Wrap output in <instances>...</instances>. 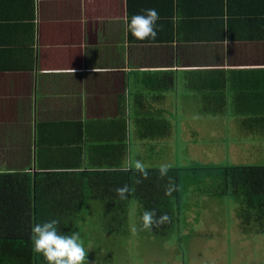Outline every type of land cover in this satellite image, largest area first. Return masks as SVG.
<instances>
[{
	"label": "crops",
	"instance_id": "1",
	"mask_svg": "<svg viewBox=\"0 0 264 264\" xmlns=\"http://www.w3.org/2000/svg\"><path fill=\"white\" fill-rule=\"evenodd\" d=\"M151 8L157 38L137 40ZM211 113L264 141V0H0V173L55 182L71 219L106 210L81 173L124 170L134 143L171 152L179 122L197 145L189 116Z\"/></svg>",
	"mask_w": 264,
	"mask_h": 264
},
{
	"label": "rangeland",
	"instance_id": "2",
	"mask_svg": "<svg viewBox=\"0 0 264 264\" xmlns=\"http://www.w3.org/2000/svg\"><path fill=\"white\" fill-rule=\"evenodd\" d=\"M198 116H189L206 124L197 145H186L179 122L171 152L162 146L161 153H155L151 145L134 143L132 147L133 165L140 160L146 167L170 164L180 168L179 194L173 204L179 221L165 234H152L149 230L134 234L131 227L140 229L142 221L136 200H131L123 225L122 221L111 222L101 204L93 202L77 221L79 227L73 231V227L63 228L65 234L80 233L89 252L88 264H264V233L242 231L236 197L204 193L214 187L206 167L264 164V141L253 133L247 137L244 131L232 130L229 115ZM240 144L244 150L236 153Z\"/></svg>",
	"mask_w": 264,
	"mask_h": 264
},
{
	"label": "trees",
	"instance_id": "3",
	"mask_svg": "<svg viewBox=\"0 0 264 264\" xmlns=\"http://www.w3.org/2000/svg\"><path fill=\"white\" fill-rule=\"evenodd\" d=\"M147 169V179L135 170L95 171L81 175L86 177L85 185L92 190V196L104 202L105 214L109 215L111 222L122 221L120 225H123L128 206L134 199L140 207V219L146 209H155L158 215L167 214L170 217V222L150 230L152 234H165L179 221L173 204L179 194L180 168L171 167L165 177H161L159 167ZM206 169L211 174L209 179L214 187L204 193L232 194L239 202L237 217L242 231L264 233V164L211 165ZM169 178H172L174 190L167 195ZM123 185L129 188L126 199L115 194V189ZM55 186V182L34 183L25 172L0 173V264H47L42 254L33 251L30 239L31 228L37 223L58 220V230L62 233L63 228L73 227V231L74 227H79L75 215L74 220L71 218L73 213L80 211H63L45 200L56 198V194H44Z\"/></svg>",
	"mask_w": 264,
	"mask_h": 264
},
{
	"label": "clouds",
	"instance_id": "4",
	"mask_svg": "<svg viewBox=\"0 0 264 264\" xmlns=\"http://www.w3.org/2000/svg\"><path fill=\"white\" fill-rule=\"evenodd\" d=\"M160 16L155 8L145 9L142 13L133 14L127 24L128 31L137 40H155L158 34V25ZM175 22V18H173ZM75 71V70H74ZM170 164H161L159 172L161 177L167 176L170 170ZM124 170H135L140 173L144 179L148 178V169L142 161H135L134 165L130 162ZM140 181L138 180L137 183ZM174 190L172 178H169L166 186V194L170 195ZM129 191L128 185H123L115 189V194L121 199L127 198ZM142 224L140 229L135 225L131 231L135 234L139 230H152L161 225L170 222L167 214L158 215L155 209H146L142 213ZM59 221L52 219L43 223H37L31 228L30 239L33 245V251L42 254L47 264H88V249L84 246L79 232L65 234L58 230Z\"/></svg>",
	"mask_w": 264,
	"mask_h": 264
}]
</instances>
